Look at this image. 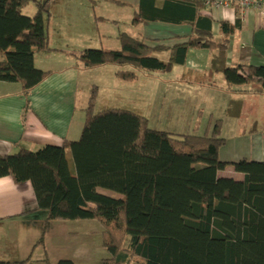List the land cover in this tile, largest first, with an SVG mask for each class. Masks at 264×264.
Segmentation results:
<instances>
[{
  "label": "trees",
  "instance_id": "obj_1",
  "mask_svg": "<svg viewBox=\"0 0 264 264\" xmlns=\"http://www.w3.org/2000/svg\"><path fill=\"white\" fill-rule=\"evenodd\" d=\"M32 1L0 0V81L21 84L26 96L50 75L35 66L36 52L50 50L47 1L38 3L37 13L29 17L23 8ZM206 9L202 0H141L139 18L177 24L189 20L193 36L168 44L123 33L120 49L85 50L76 55L77 64L87 69L129 67L116 76L133 82L139 73H169L184 65L191 49L225 54L226 41L213 39V20ZM235 27L221 23L224 35ZM165 52L170 53L168 61L158 57ZM221 71L232 90L264 95V66ZM97 95L95 87L79 140L0 156V178L31 182L39 209L47 212L46 224L100 223L103 245L114 264L135 257L144 264H264V162L233 163L245 176L242 181L219 178L228 166L219 158L225 144L220 123L209 136L173 135L151 129L146 117L130 110L96 113ZM100 188L122 198L103 195Z\"/></svg>",
  "mask_w": 264,
  "mask_h": 264
},
{
  "label": "crops",
  "instance_id": "obj_2",
  "mask_svg": "<svg viewBox=\"0 0 264 264\" xmlns=\"http://www.w3.org/2000/svg\"><path fill=\"white\" fill-rule=\"evenodd\" d=\"M117 1L125 5L113 4L116 9H129L132 14L128 19L118 17L115 20L118 27L123 23L126 27L115 33L117 40L120 34L126 33L173 44L193 36L194 26L189 20L180 24L143 20L139 18L141 0ZM157 1L161 3L162 0ZM204 13L212 17L215 42L226 41L225 54L217 50L191 49L184 65H175L169 73L141 75L134 83L117 79L114 65L95 69L78 65L76 55L91 47L86 43L83 47L75 43L64 44L63 39L56 41L54 33L52 37L49 34L50 50L36 52L35 66L50 75L29 96L23 93L21 84L0 81V156L15 155L22 150L36 152L48 145L60 147L65 140H79L92 95L89 91L95 87L98 89L96 105L100 97L105 104L100 111L110 108L130 110L146 117L151 129L163 131L152 125L149 98L143 87L134 88L143 81H153L154 85L158 81L155 94L156 97L158 92L161 95L163 108L169 109L166 101L169 97L180 98V101H173L174 105H181H176L174 111H180L186 122V132L196 128L198 131L194 129L192 134H207L213 124H221L225 144L219 150V158L228 166L219 171L218 177L244 180L245 176L232 164L241 160L264 162V95L248 93L246 88L232 90L221 70L241 65L264 66V11L255 8L243 11L235 5L229 9L208 6ZM137 18L139 22H135ZM100 20L106 18L95 16L94 21ZM237 20H240L238 28L235 27ZM222 22L235 27L234 31L224 35ZM118 43L120 49V41ZM158 57L168 61L170 53H161ZM82 75H90V81L82 80ZM107 90L108 95L104 94ZM184 100L188 110L183 115ZM174 130L191 134L183 133L185 130L182 129ZM67 155L71 162L70 151ZM46 219L47 212L39 209L31 182L16 184L11 177H1L0 261L31 259L32 248L39 240L35 238L46 233L43 232ZM61 260L64 259H55L54 263Z\"/></svg>",
  "mask_w": 264,
  "mask_h": 264
},
{
  "label": "rangeland",
  "instance_id": "obj_3",
  "mask_svg": "<svg viewBox=\"0 0 264 264\" xmlns=\"http://www.w3.org/2000/svg\"><path fill=\"white\" fill-rule=\"evenodd\" d=\"M45 1H47V12L50 14L48 33L51 37L52 33H54L56 41L63 39L61 41L64 44L75 43L82 45V47L86 43L91 49H119V41L115 33H118L120 28L124 29L125 26L123 23L118 27L115 20L118 17L128 19L132 15L129 9L118 10L113 5H125L123 2L117 0H33L23 8V13L29 17L34 16L39 9L38 3H44ZM95 16L105 17L106 20L94 21ZM75 22H77L76 25ZM53 29H56L55 32ZM114 66L117 71L121 69L131 70L129 67L119 68V66ZM138 75V79L133 82L122 81L116 77L122 82L134 83L139 80L141 75L146 76L149 74L139 73ZM92 77L96 76L92 75ZM85 79L90 81V75H86V77L82 75V80ZM139 84L134 85V88L139 89L137 86H142L143 91L148 95L152 125L160 127L163 131H168L173 135H184L181 132H175L174 129L185 130L183 133H193L194 129L196 130V128H193L191 132H186V122L182 119L180 111H174L176 105L178 107H181V105L178 103L174 105L173 101L175 99L180 101V98L177 99L176 96L169 97L166 101L167 107L171 110L165 109L161 106V95L158 92L156 97L155 94V90H158V81L155 82V85L153 81H143L142 85ZM93 90L94 88L89 92L92 94ZM108 93L109 91L107 90L104 94L108 95ZM205 95L208 96V93ZM102 98L100 97L97 105L95 103L96 113L100 111V107L105 105ZM147 101L148 99L145 100V103ZM182 105L183 110L181 109V112L184 115L186 113L185 110H188L186 100L183 101ZM217 123L219 122L212 125L207 134L201 135H212L213 128ZM195 134L198 133L196 132ZM99 192L115 199L122 198L121 194L109 189L100 188ZM54 222H49L51 224L45 223L43 232L46 233H41L40 237L35 238V240L38 238L39 240L35 243L37 246L32 248L31 264H57L54 263L55 259H69L70 261L73 259L74 264H105V261H112L110 264H114L110 251L103 245L104 228L100 223L94 220ZM25 247H27V244ZM126 264H144V262L135 257L130 258V261Z\"/></svg>",
  "mask_w": 264,
  "mask_h": 264
},
{
  "label": "built area",
  "instance_id": "obj_4",
  "mask_svg": "<svg viewBox=\"0 0 264 264\" xmlns=\"http://www.w3.org/2000/svg\"><path fill=\"white\" fill-rule=\"evenodd\" d=\"M206 6L229 9L238 5V7L246 11L251 8L264 11V0H202Z\"/></svg>",
  "mask_w": 264,
  "mask_h": 264
}]
</instances>
